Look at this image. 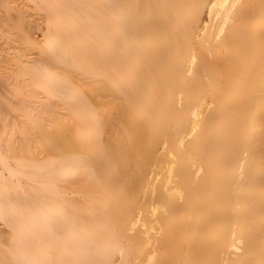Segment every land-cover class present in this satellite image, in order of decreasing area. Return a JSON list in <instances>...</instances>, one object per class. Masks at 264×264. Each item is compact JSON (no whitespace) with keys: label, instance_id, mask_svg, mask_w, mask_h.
<instances>
[{"label":"bare ground","instance_id":"1","mask_svg":"<svg viewBox=\"0 0 264 264\" xmlns=\"http://www.w3.org/2000/svg\"><path fill=\"white\" fill-rule=\"evenodd\" d=\"M0 264H264V0H0Z\"/></svg>","mask_w":264,"mask_h":264}]
</instances>
